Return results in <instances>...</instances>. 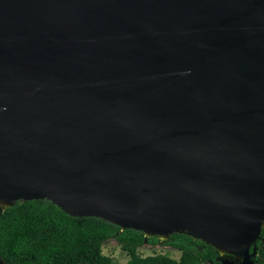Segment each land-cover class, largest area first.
<instances>
[{
	"label": "water",
	"instance_id": "obj_1",
	"mask_svg": "<svg viewBox=\"0 0 264 264\" xmlns=\"http://www.w3.org/2000/svg\"><path fill=\"white\" fill-rule=\"evenodd\" d=\"M0 195L254 264L264 0H0Z\"/></svg>",
	"mask_w": 264,
	"mask_h": 264
},
{
	"label": "trees",
	"instance_id": "obj_2",
	"mask_svg": "<svg viewBox=\"0 0 264 264\" xmlns=\"http://www.w3.org/2000/svg\"><path fill=\"white\" fill-rule=\"evenodd\" d=\"M110 240L128 256L125 264H222L211 246L183 234L165 243L180 252L178 259L141 256L138 249L145 242L155 246L157 239L145 240L141 232L120 231L100 219L71 217L47 201L15 203L0 214V259L6 264H104L102 245ZM256 246L259 260L254 264H264V227Z\"/></svg>",
	"mask_w": 264,
	"mask_h": 264
},
{
	"label": "rangeland",
	"instance_id": "obj_3",
	"mask_svg": "<svg viewBox=\"0 0 264 264\" xmlns=\"http://www.w3.org/2000/svg\"><path fill=\"white\" fill-rule=\"evenodd\" d=\"M166 240H157V244L155 246L150 245L148 242H145L142 247L138 249V254L141 256H149L153 254H166L173 259H178L180 256V252L172 249L167 246L165 243ZM193 241V240H192ZM196 248L201 249V244L196 243ZM102 253L105 257L104 264H109L110 260L115 264H125L128 260V256L121 251L120 246L116 243L115 240L106 241L102 245ZM254 261L259 260L257 254L254 256Z\"/></svg>",
	"mask_w": 264,
	"mask_h": 264
},
{
	"label": "bare ground",
	"instance_id": "obj_4",
	"mask_svg": "<svg viewBox=\"0 0 264 264\" xmlns=\"http://www.w3.org/2000/svg\"><path fill=\"white\" fill-rule=\"evenodd\" d=\"M10 202H11L10 199L0 195V210H2V208L7 207L8 206L7 204H9ZM161 239H165V238H161ZM213 245L216 248V250H218L221 253L220 254L221 255V259H227L229 261H232L235 264H241L243 258H242V255L240 254V252H237V251H240L241 249H243L244 246H240V247L237 248L236 251L235 250L232 251L229 248H226V247H223V246H220V245H217V244H213ZM226 254H229V255L230 254H232V255L234 254L235 258L234 257H230V256L227 257ZM0 264H4V263L2 261H0Z\"/></svg>",
	"mask_w": 264,
	"mask_h": 264
},
{
	"label": "flooded vegetation",
	"instance_id": "obj_5",
	"mask_svg": "<svg viewBox=\"0 0 264 264\" xmlns=\"http://www.w3.org/2000/svg\"><path fill=\"white\" fill-rule=\"evenodd\" d=\"M147 239H157L156 237H148ZM158 240V239H157ZM166 240V239H165Z\"/></svg>",
	"mask_w": 264,
	"mask_h": 264
}]
</instances>
